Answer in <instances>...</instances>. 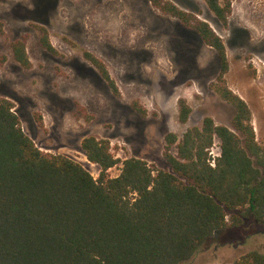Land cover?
Segmentation results:
<instances>
[{"label": "rangeland", "instance_id": "374dc122", "mask_svg": "<svg viewBox=\"0 0 264 264\" xmlns=\"http://www.w3.org/2000/svg\"><path fill=\"white\" fill-rule=\"evenodd\" d=\"M169 1L223 39L226 84L248 104L256 141L264 146V0H221L230 5L226 25L206 0ZM42 28L56 52L42 46ZM18 40L30 68L14 58ZM86 52L104 62L118 93ZM220 72L215 48L150 0H0V100L13 102L23 130L41 150L73 158L94 177L100 167L82 149L87 136L110 142L120 162L109 173L117 176L130 157L171 170L166 135L180 139L205 116L235 130L234 107L211 87ZM180 98L192 108L187 122L179 120ZM171 152L177 154L176 146ZM210 154L220 155L219 139ZM253 250L264 253V224L249 218L218 232L182 264H227Z\"/></svg>", "mask_w": 264, "mask_h": 264}, {"label": "trees", "instance_id": "16d2710c", "mask_svg": "<svg viewBox=\"0 0 264 264\" xmlns=\"http://www.w3.org/2000/svg\"><path fill=\"white\" fill-rule=\"evenodd\" d=\"M150 1L217 51L221 72L211 87L234 107L235 130L205 116L180 139L166 135L171 170L130 157L121 161L117 176L109 173L120 162L110 142L87 136L82 149L100 167L94 177L73 158L41 150L23 130L13 102L0 100V264H182L224 229L249 218L264 224V146L256 141L248 104L226 84L223 39L173 2ZM206 3L226 25L230 5ZM40 41L56 52L46 28ZM13 52L31 67L23 42L15 41ZM85 57L118 93L104 62L90 52ZM191 112L180 98L179 120L187 122ZM215 138L220 155L213 159ZM227 264H264V253L249 251Z\"/></svg>", "mask_w": 264, "mask_h": 264}, {"label": "built area", "instance_id": "2783aa9c", "mask_svg": "<svg viewBox=\"0 0 264 264\" xmlns=\"http://www.w3.org/2000/svg\"><path fill=\"white\" fill-rule=\"evenodd\" d=\"M212 164H214V160H213V163Z\"/></svg>", "mask_w": 264, "mask_h": 264}]
</instances>
